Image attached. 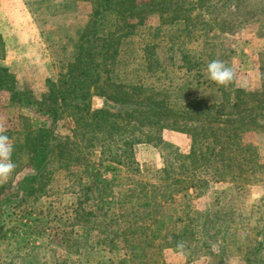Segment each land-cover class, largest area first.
Returning a JSON list of instances; mask_svg holds the SVG:
<instances>
[{"label": "trees", "instance_id": "trees-1", "mask_svg": "<svg viewBox=\"0 0 264 264\" xmlns=\"http://www.w3.org/2000/svg\"><path fill=\"white\" fill-rule=\"evenodd\" d=\"M150 16L164 20L163 28L176 27L175 34L165 36L171 61L183 75L195 73L193 77L202 87L200 92L195 88L194 93L175 101L149 85L125 83L119 77L120 58L127 45L132 44L134 29L139 25L149 29L145 26ZM255 21L264 26V0H95L87 22L78 32L72 61L55 81H46L47 93L40 100L30 91L19 90L15 76L1 64L5 56L0 36V93H7L11 104L32 106L35 114L46 119L39 126L32 119L21 117L11 159L15 165L20 159L25 163L15 168L16 174L26 169L28 172L14 185H0V246L4 242L20 253L14 264H27V259L31 262L38 251L45 253L43 250L50 248L48 243H43L42 250L35 248L28 237L30 233L23 231L27 225L20 218L34 212L39 197L53 186V175L71 166L81 170L80 180L88 184L85 191H94L85 197V202L79 201L71 213L80 209L79 217L93 221L96 227L108 222L104 226L114 230L110 234L97 232L103 235L97 238V244L108 241L110 248H115L120 243L125 250L123 257L98 264H164L165 249L185 250L188 261L213 256L219 260L216 264H225L226 256L235 250L244 264H264V206L259 207L262 217L255 220V227L234 225L239 215L233 208L230 211L214 207V215L222 217L215 218V223L199 222L188 212H170L177 195L190 202L189 190L199 197L215 183L240 190L245 185L264 182V165L257 148L248 145L239 150L234 146L242 133L257 128L264 132L263 78L260 92L238 89L235 82L228 87L211 83L217 97L211 102L201 93L210 89L208 81H201L210 62H205L203 54L214 56L217 52V59L230 67L229 50L224 40L185 49L196 44L193 30L197 24L213 25L224 35H234ZM152 49L149 43L141 49V58L149 68L147 73L159 65ZM93 97L103 100L102 109L91 110ZM64 119L73 124L69 137L57 132V123ZM169 120L173 122L170 130L190 136L189 152L180 153L165 143L161 134L159 140L171 150L162 155V168L154 173L157 183H134L140 189L137 195L120 192L122 195L116 196L117 179L121 177L110 184L101 178V171L116 173L123 168L130 176L139 173L135 148L149 141L140 139V129H165ZM260 173L261 179L257 177ZM221 194L223 191L218 193ZM219 197L215 199L218 206ZM89 199L92 203L86 205L87 209L81 208ZM208 213L198 215L209 219L212 214ZM11 224L14 225L9 227ZM129 227H136V233L129 234ZM240 230L245 231L241 242ZM47 236L48 242L50 235ZM248 240L253 242L249 244ZM180 242L182 249L177 248ZM149 254L155 259H149ZM61 258L56 264L67 263L65 256Z\"/></svg>", "mask_w": 264, "mask_h": 264}, {"label": "rangeland", "instance_id": "rangeland-1", "mask_svg": "<svg viewBox=\"0 0 264 264\" xmlns=\"http://www.w3.org/2000/svg\"><path fill=\"white\" fill-rule=\"evenodd\" d=\"M186 1L197 3L198 0ZM94 3L95 0H0V36L4 42L5 56L1 64L15 76L19 90L30 91L36 100H40L47 93L46 81H55L60 72L64 70V66L72 61L78 32L87 22ZM163 21L156 16H150L145 26L149 29L145 30L140 25L134 29L135 36L132 38V44L127 45L125 54L120 58L122 62L117 71L125 83L134 85L144 83L155 91L163 93L170 100L180 101L195 88L200 92L202 87H198V79L193 77L195 73L183 75L184 72H180L171 61L167 38L169 35L175 34L176 27L163 28ZM262 27L264 29V26L258 21L250 22L236 34L224 35L213 25L204 26L200 23L193 30L196 44H187L188 48L186 46L185 49L195 48L205 42L220 43L224 40L230 53L229 65L235 72V87L247 92H260L262 78L264 80ZM190 39L188 38V41ZM145 43L153 46L152 52L159 61V65L152 68H156L154 72H146L149 69L148 65L141 58V49ZM196 53H198L197 50L193 54L194 57H196ZM203 57L205 62L219 58L217 52L214 56L211 53L203 54ZM201 81H208L210 85V89L201 92L203 97L209 98L211 102L216 100L217 97L213 93L215 88L211 84L213 82L208 78L206 71ZM138 95L140 96V93ZM93 100L96 101V104L91 105V110L103 108L102 99L93 97ZM247 100L248 98L245 97L244 101ZM29 108L32 106L11 104L9 95L0 93V127L5 130L4 134L9 137L12 144L17 137L16 133L19 132L21 117H30L35 125L39 126L46 121L45 118L35 114ZM171 124L173 122L170 120L166 121L165 129L161 130L140 129V139L143 142L149 141L139 144L135 148L139 173L130 176L123 168H120V172L116 173L101 171V178L110 184L114 182V178L121 177L117 179L116 185L119 188L115 189L116 196H121L120 192H124V195L128 196L137 195L140 189L134 183H157L154 173L162 168V155H167L171 150L163 146L164 143L159 140L161 134L164 142L176 147L180 153L189 152L190 136L170 130ZM72 126L69 119L61 120L57 123V132L61 137H69ZM257 129L242 133L234 146L239 150L248 145L255 146L260 155V161L264 165V132ZM23 164H25L23 159H20L16 167L19 169ZM15 170L8 181L3 184L14 185L28 172L26 169L16 174ZM80 171L75 166L57 171L52 177L53 186L48 187L46 192L39 197L40 200L34 205V212L20 218V221L27 225V227H23V231L30 233L28 237L35 248L42 250L43 243L45 245L48 243L50 246L48 250H43L45 253L38 251V254L31 260L34 264H56L57 260H63L62 255L67 259L66 264H98L99 261L107 263L108 259H116L125 255L124 247L120 243L115 248H110L112 244L108 241L103 245L97 244V238L103 236L98 235L97 232L103 231L110 234L114 230V227L104 226L108 222L102 224V227H96L93 221L90 222L83 216L79 217L80 209H77V213H71V209L78 206L79 201L85 202V197L94 194L93 190L85 191L88 184L86 181L80 180ZM257 177L261 179V173ZM230 186L226 183H215L199 197H195L194 192L189 190L190 202L181 200L177 195L174 200V208L170 212L183 214L188 212L197 217L199 222L208 220L210 223H215V218L222 217L214 215V207L230 211L233 208L239 215L237 217L239 219H237V223L235 220L234 225L248 227L250 224V227H255V220L262 217L258 211L259 207L264 206V182L251 186L245 185L240 190ZM222 191L223 194L218 195ZM218 197L220 198L219 206L215 202ZM135 199L134 203H136ZM91 201L92 199L86 201L87 203L81 208L87 209L86 205ZM174 209H176L175 212H172ZM220 211L223 212V210ZM206 212H209V215L212 214L209 219L198 215ZM12 225L14 224L9 227ZM135 228L129 227V234L136 233ZM244 232L242 230L238 232L240 242ZM47 235H50L48 242ZM251 236L253 233L249 235V237ZM138 240L140 241V237ZM252 242L249 241V244ZM6 245L3 242L0 246V264H8L10 260L14 264L13 261H17V255L20 253L14 250L13 246ZM61 249L67 250L70 255L65 254ZM155 257V255L149 254V259L154 260ZM29 259H27V264L31 263ZM162 259L164 264H216L219 262L218 259L208 255L188 261L185 250L174 251L172 249L162 251ZM149 263L153 264L151 261ZM159 263L161 264L160 261ZM225 264L244 263L238 253L231 250L226 256Z\"/></svg>", "mask_w": 264, "mask_h": 264}, {"label": "clouds", "instance_id": "clouds-1", "mask_svg": "<svg viewBox=\"0 0 264 264\" xmlns=\"http://www.w3.org/2000/svg\"><path fill=\"white\" fill-rule=\"evenodd\" d=\"M205 71L208 78L221 87H228L235 80L234 70L219 59L210 61ZM4 132L5 130L0 127V184L6 183L16 168L15 163L11 159L14 146ZM177 248L182 249L183 242L178 243Z\"/></svg>", "mask_w": 264, "mask_h": 264}, {"label": "water", "instance_id": "water-1", "mask_svg": "<svg viewBox=\"0 0 264 264\" xmlns=\"http://www.w3.org/2000/svg\"><path fill=\"white\" fill-rule=\"evenodd\" d=\"M92 104L95 105V104H96V101L93 100V101H92Z\"/></svg>", "mask_w": 264, "mask_h": 264}, {"label": "crops", "instance_id": "crops-1", "mask_svg": "<svg viewBox=\"0 0 264 264\" xmlns=\"http://www.w3.org/2000/svg\"><path fill=\"white\" fill-rule=\"evenodd\" d=\"M33 108V107H32ZM32 108H29L30 110H32V111H34V108L32 109ZM28 118H30V117H28Z\"/></svg>", "mask_w": 264, "mask_h": 264}]
</instances>
